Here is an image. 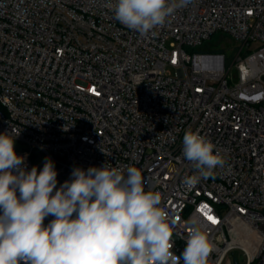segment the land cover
I'll use <instances>...</instances> for the list:
<instances>
[{
    "label": "built area",
    "instance_id": "built-area-1",
    "mask_svg": "<svg viewBox=\"0 0 264 264\" xmlns=\"http://www.w3.org/2000/svg\"><path fill=\"white\" fill-rule=\"evenodd\" d=\"M216 34L232 55L207 49ZM12 129L27 170L54 161L57 188L75 167L138 168L177 256L196 219L208 264H264V0H191L148 36L109 0H0V134ZM189 130L225 159L190 189Z\"/></svg>",
    "mask_w": 264,
    "mask_h": 264
},
{
    "label": "clouds",
    "instance_id": "clouds-1",
    "mask_svg": "<svg viewBox=\"0 0 264 264\" xmlns=\"http://www.w3.org/2000/svg\"><path fill=\"white\" fill-rule=\"evenodd\" d=\"M190 3L109 0L115 19L141 36L155 35ZM19 134L13 129L0 134V264H208L212 245L196 219L182 254L173 252L161 194L145 190L138 168L107 162L87 170L75 167L71 179L57 188L51 158L41 170H27L26 157L15 151ZM182 153L196 170L184 177L189 189L225 164L215 145L191 130L183 136ZM48 217L53 219L45 225Z\"/></svg>",
    "mask_w": 264,
    "mask_h": 264
},
{
    "label": "rangeland",
    "instance_id": "rangeland-1",
    "mask_svg": "<svg viewBox=\"0 0 264 264\" xmlns=\"http://www.w3.org/2000/svg\"><path fill=\"white\" fill-rule=\"evenodd\" d=\"M224 37V38H223ZM233 40L225 35L223 36L222 34H216L213 36L212 40L210 41V45L207 46V49H211L210 51L212 52H226L229 53V55H232V51L233 48L235 46V44L232 42ZM247 49L245 48V51ZM232 60L230 59L229 62H231ZM232 77L236 80V72L232 71L231 73ZM233 82L230 83V85H232ZM234 257L232 255H230L229 257L226 258V260L224 261L223 264H236V260L238 262V264H244L243 262L240 261V257L242 256V254L240 252H234Z\"/></svg>",
    "mask_w": 264,
    "mask_h": 264
},
{
    "label": "snow or ice",
    "instance_id": "snow-or-ice-1",
    "mask_svg": "<svg viewBox=\"0 0 264 264\" xmlns=\"http://www.w3.org/2000/svg\"><path fill=\"white\" fill-rule=\"evenodd\" d=\"M207 218H208L212 223H216V220H215L214 217H212V216H208Z\"/></svg>",
    "mask_w": 264,
    "mask_h": 264
},
{
    "label": "water",
    "instance_id": "water-1",
    "mask_svg": "<svg viewBox=\"0 0 264 264\" xmlns=\"http://www.w3.org/2000/svg\"><path fill=\"white\" fill-rule=\"evenodd\" d=\"M240 261L243 262V257L242 256L240 257ZM236 264H238V262Z\"/></svg>",
    "mask_w": 264,
    "mask_h": 264
}]
</instances>
